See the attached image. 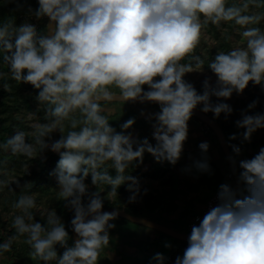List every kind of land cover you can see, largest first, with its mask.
I'll list each match as a JSON object with an SVG mask.
<instances>
[{
	"label": "trees",
	"instance_id": "trees-1",
	"mask_svg": "<svg viewBox=\"0 0 264 264\" xmlns=\"http://www.w3.org/2000/svg\"><path fill=\"white\" fill-rule=\"evenodd\" d=\"M111 1L109 66L98 71L97 93L176 98L221 127L243 181L229 204L232 225L255 249L249 262L264 264V0ZM99 2L84 5L91 10ZM50 3L0 0V264H77L76 216L103 208L141 216L175 182L174 168L155 167L140 155L137 139L121 147L114 141L106 122L119 101L69 105L46 91ZM56 51L53 46L49 66L54 89L67 97L91 95L77 81L56 85ZM163 236L154 231L147 245L164 244ZM137 243L141 256L131 254L128 264L248 263L216 222L190 240L171 237L162 250Z\"/></svg>",
	"mask_w": 264,
	"mask_h": 264
},
{
	"label": "rangeland",
	"instance_id": "rangeland-1",
	"mask_svg": "<svg viewBox=\"0 0 264 264\" xmlns=\"http://www.w3.org/2000/svg\"><path fill=\"white\" fill-rule=\"evenodd\" d=\"M84 2L63 0L58 21L60 33L56 52L59 55L55 82L57 86L64 87V82L77 81L85 84V91L94 94L101 84L96 79L99 69L109 66L107 54L113 31L112 1L100 0L98 7L96 5L91 10L85 8ZM97 12H104L105 17L97 18ZM29 25L30 33L35 35L38 32L36 24L30 22ZM82 86L78 85V89ZM113 106L109 111L115 113L106 122V128L117 145L121 147L123 141L137 139L142 147L140 155H148L155 167L174 168L175 182L171 191L163 193V196L156 195L159 205L141 216L176 231H189L194 216L203 214L215 192L225 184L233 183L216 136L195 116L172 105L157 107L149 103L119 101ZM232 209L231 205L215 222L223 230L226 240H232L242 248L247 264H251L255 249L243 232L232 225ZM117 217L83 222L80 240L89 248L88 264H128L132 260L131 254L141 256L137 241L144 244L142 249L149 251L155 247L162 250L171 241L166 234L163 236L164 244L148 246L157 230Z\"/></svg>",
	"mask_w": 264,
	"mask_h": 264
},
{
	"label": "water",
	"instance_id": "water-1",
	"mask_svg": "<svg viewBox=\"0 0 264 264\" xmlns=\"http://www.w3.org/2000/svg\"><path fill=\"white\" fill-rule=\"evenodd\" d=\"M60 1L61 0H51L47 15V21H46V30L44 35V48H43V62H42V81L46 91L51 96L56 98L58 101L69 105H81V104H87V103L99 102V101H126V102L172 105L181 108L183 110H186L191 114H193L195 117H197L200 122H202L212 130V132L214 133L220 144L222 152L229 166V170L233 177V183L231 184L229 191L223 197V199L213 208V210H211L208 214H206L196 225H194L187 232L176 231L172 228L153 222L143 216L129 214L128 212L119 208H103L94 211H89L83 215L76 216L72 223V238L77 254V264H86L85 253L79 235V227L81 223L91 219H100L106 216H122L132 222L148 226L157 231L165 233L173 238H177L185 241L190 240L200 230L213 224L217 220V218L224 213V211L228 208L232 199L236 196L237 192L239 191V189L243 184L242 178L238 173L236 162L229 149L228 142L221 127L210 116H208L207 114H205L204 112L193 106L192 104L168 96L130 94V93H94L91 95H86L81 97H67L56 91L50 82L49 66H50V60L53 50L57 10Z\"/></svg>",
	"mask_w": 264,
	"mask_h": 264
},
{
	"label": "built area",
	"instance_id": "built-area-1",
	"mask_svg": "<svg viewBox=\"0 0 264 264\" xmlns=\"http://www.w3.org/2000/svg\"><path fill=\"white\" fill-rule=\"evenodd\" d=\"M60 33V27L58 25V22L55 24V35H54V46L56 47L57 41H58V35ZM231 187V183L225 184L222 188H219L215 194L212 196L211 200L209 201L205 211L202 215L195 216L193 220L190 223V228H192L197 222H199L203 216H205L207 213H209L213 208L223 199V197L227 194Z\"/></svg>",
	"mask_w": 264,
	"mask_h": 264
},
{
	"label": "clouds",
	"instance_id": "clouds-1",
	"mask_svg": "<svg viewBox=\"0 0 264 264\" xmlns=\"http://www.w3.org/2000/svg\"><path fill=\"white\" fill-rule=\"evenodd\" d=\"M56 23H57V21H56ZM53 46H54V42H53ZM204 125H205V124H204ZM231 184H232V183H231ZM204 211H205V210H204ZM207 214H208V213H207ZM203 217H204V216H203ZM196 224H197V223H196ZM196 224H195V225H196ZM190 229H191V228H190Z\"/></svg>",
	"mask_w": 264,
	"mask_h": 264
},
{
	"label": "crops",
	"instance_id": "crops-1",
	"mask_svg": "<svg viewBox=\"0 0 264 264\" xmlns=\"http://www.w3.org/2000/svg\"><path fill=\"white\" fill-rule=\"evenodd\" d=\"M181 140H179V142H180ZM193 161V160H192ZM210 172L212 173L213 171L212 170H210ZM211 173H209V174H211ZM204 205V204H203Z\"/></svg>",
	"mask_w": 264,
	"mask_h": 264
}]
</instances>
